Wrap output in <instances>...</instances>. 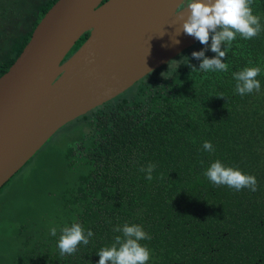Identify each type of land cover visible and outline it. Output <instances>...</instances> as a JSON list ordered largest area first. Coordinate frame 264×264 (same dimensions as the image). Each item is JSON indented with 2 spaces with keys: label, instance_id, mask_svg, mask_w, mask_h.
Wrapping results in <instances>:
<instances>
[{
  "label": "trees",
  "instance_id": "trees-1",
  "mask_svg": "<svg viewBox=\"0 0 264 264\" xmlns=\"http://www.w3.org/2000/svg\"><path fill=\"white\" fill-rule=\"evenodd\" d=\"M55 1L0 0V76ZM251 7L264 26V0H253ZM202 49L196 42L147 81L139 80L51 137L62 130L79 136L53 158L40 160L37 168L55 164L51 185L58 182L55 174L66 180L57 193L50 191L54 202L44 193L47 172L38 169L31 178L32 183L39 179L35 202L43 199V219L65 209L74 220L53 226L55 237L42 229L14 247L10 264H97L96 252L110 247L122 235L113 228L124 224L140 225L151 236L140 242L151 252L148 264H264V31L224 45L226 72L191 69L200 63L191 53ZM214 55L205 50L208 58ZM246 67L261 69V89L240 96L233 73ZM204 141L215 151H204ZM216 160L253 175L257 190L214 186L203 173ZM149 164L156 166L152 180L140 171ZM65 203L70 206L62 208ZM73 223L93 236L75 254L61 256L60 230Z\"/></svg>",
  "mask_w": 264,
  "mask_h": 264
},
{
  "label": "water",
  "instance_id": "water-1",
  "mask_svg": "<svg viewBox=\"0 0 264 264\" xmlns=\"http://www.w3.org/2000/svg\"><path fill=\"white\" fill-rule=\"evenodd\" d=\"M189 11L181 0H56L0 76V188L63 126L198 42L182 31Z\"/></svg>",
  "mask_w": 264,
  "mask_h": 264
},
{
  "label": "clouds",
  "instance_id": "clouds-1",
  "mask_svg": "<svg viewBox=\"0 0 264 264\" xmlns=\"http://www.w3.org/2000/svg\"><path fill=\"white\" fill-rule=\"evenodd\" d=\"M181 2L190 10L183 20V33L204 45V49L191 53L192 58L200 61L198 68L189 65L193 70L228 71V65L224 62L226 51L222 50L224 45H230L238 35L245 40H252L264 31L260 17L253 14L251 7L253 0H181ZM205 50H210L215 55L208 58L205 56ZM260 73L259 67H246L233 73V78L237 81L236 93L244 96L259 92L261 84L257 77ZM202 148L209 153L215 151L210 141H204ZM155 167L154 164H149L140 171L145 173L147 180H152ZM203 174L214 186H227L236 191L247 188L252 192L258 188L253 175L226 167L219 160L212 162ZM113 231L122 235L116 236L110 247L101 248L96 252L99 256L97 264H148L151 252L140 242L150 240L151 236L140 225L124 224L122 227L117 225ZM50 235L55 237L57 229L51 228ZM92 236L93 232L89 229L85 233V229L79 223L63 227L57 241L60 255L75 254L81 244L85 246L89 244Z\"/></svg>",
  "mask_w": 264,
  "mask_h": 264
},
{
  "label": "rangeland",
  "instance_id": "rangeland-1",
  "mask_svg": "<svg viewBox=\"0 0 264 264\" xmlns=\"http://www.w3.org/2000/svg\"><path fill=\"white\" fill-rule=\"evenodd\" d=\"M127 97L128 94L125 93L123 98ZM71 140L75 141L76 135L66 134L65 130L59 131L0 190V264H10L16 255V251L14 252L13 248L23 245L29 237L36 236L42 229L45 234L46 230L51 229L55 225H60V221L67 225L74 220L73 214L68 213L65 209L61 211L57 210L52 215L43 219L46 206L42 204L43 199L35 202L36 193L33 189L39 183V179L36 177L33 183L31 180L32 177L41 173L39 170L46 171L47 174L44 180L46 184L45 197L58 202L49 193L52 190L57 193L64 185L66 179L61 175L55 174L54 176L58 182L53 186L49 182L48 175L52 174V171L55 170L52 167L55 164L44 163L43 167L49 165L45 168L36 169L35 167L40 166L38 165L40 164V160L42 163L50 158V156L53 158L56 153H61L62 149H65ZM58 166L61 167V165ZM56 204L59 205L58 203ZM65 206H70V204L65 203L62 205V208H65Z\"/></svg>",
  "mask_w": 264,
  "mask_h": 264
},
{
  "label": "flooded vegetation",
  "instance_id": "flooded-vegetation-1",
  "mask_svg": "<svg viewBox=\"0 0 264 264\" xmlns=\"http://www.w3.org/2000/svg\"><path fill=\"white\" fill-rule=\"evenodd\" d=\"M166 66V65H165ZM164 66H162L161 68H163ZM161 68H159V69H161ZM158 69H156V70H154V71H152V72H150L149 74H147L146 76H144L142 79H140V80H146L147 81V77L150 75V74H152V73H154V72H156ZM138 82V81H137ZM79 138V136H76V139H78ZM36 169H37V167H35Z\"/></svg>",
  "mask_w": 264,
  "mask_h": 264
}]
</instances>
